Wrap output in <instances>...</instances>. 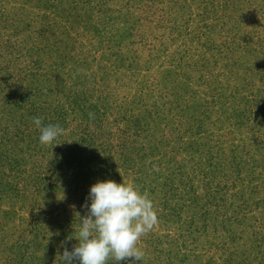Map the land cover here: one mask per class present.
<instances>
[{"label": "rangeland", "instance_id": "1", "mask_svg": "<svg viewBox=\"0 0 264 264\" xmlns=\"http://www.w3.org/2000/svg\"><path fill=\"white\" fill-rule=\"evenodd\" d=\"M101 1L108 3L104 7L108 12L101 21L95 20L104 28L96 36L76 23L85 19L67 17L61 6L0 0V264H61L68 233L73 231L75 238L77 213L85 214L81 205L97 181L85 175L80 165L70 163L76 157L85 162L82 139L87 125L84 115L70 112L69 99L85 93L86 105L102 111L104 102L94 89L118 96L133 91L128 75H122L124 70L116 73L117 65L126 67L127 62L122 63L125 52H118L117 42L111 40L123 24L134 25L132 36L145 33L146 43L158 40L165 45L157 47L162 50L153 59L152 47L134 45L135 62L141 65L135 73L139 81L135 89L143 88L140 82L154 89L149 98L160 105L156 115L162 116V126L150 140L159 148L149 151L143 138L147 134L136 125L138 118L128 122L107 114L101 117L103 125L96 124L98 135L111 147L108 164L118 171H124L120 155L129 139L127 145L138 152L135 158L155 153V171L174 182L177 195V200L161 198L162 194L152 197L134 172L121 173V183L146 194L158 218L138 241L145 255L134 264H264V116L248 115L250 110L264 115V43L260 42L264 0ZM189 18L192 21L186 25ZM174 23L182 33L191 30L190 36L175 40ZM201 33L224 51L218 54L203 47L205 38H196ZM240 48L244 56L237 52ZM179 57L187 63L174 76L171 71ZM183 80L187 92L182 91ZM59 103L64 115L56 118ZM106 103L111 111L132 106L120 98H106ZM128 110L130 117L141 115L138 108ZM198 114L201 125L194 119ZM237 114L243 120L235 118ZM34 116L42 123H57L63 133L41 144L31 120ZM240 121L248 127L239 126ZM191 130L196 131L194 137L179 144L180 131L191 135ZM78 147L74 156L72 151ZM167 151L169 160L161 154ZM170 166L173 174L172 169L166 171Z\"/></svg>", "mask_w": 264, "mask_h": 264}, {"label": "trees", "instance_id": "2", "mask_svg": "<svg viewBox=\"0 0 264 264\" xmlns=\"http://www.w3.org/2000/svg\"><path fill=\"white\" fill-rule=\"evenodd\" d=\"M38 1L39 2H48V3H50V5H52V7L61 6V7L65 8L66 12L68 11L67 17H69V18L72 15V17L74 19H79V20L85 19L82 22H76V23L81 25L84 29H88V28L92 29L93 34H96V36H97V34H99L104 29L103 27L99 28L97 26V23L95 22V20L101 21L102 14H106V12H108L106 9H104V7H106V5L108 4V3H106V1H101V0H38ZM173 2L176 5L177 1H173ZM174 4H173V6H175ZM224 4H226V5H224V7H226L227 3H224ZM127 8H128V6H127ZM40 10H41V12L44 11L42 9H40ZM78 10L80 11V13L78 12ZM74 12H78V15L77 16L74 15L73 14ZM88 12L90 14H94V15H91L92 18L91 17L86 18L84 16V14L88 13ZM189 14H190V12L187 14V17L189 16ZM96 17H99V18H96ZM106 17H108V16L106 15ZM131 17H133V16L131 15ZM186 18L183 19L184 23L187 20ZM108 19H110V18H108ZM110 21H112V20H110ZM191 21H192L191 18H189L186 25H190ZM182 24H183V21H182ZM117 25H118V23H116V26ZM238 26H239V24L237 25V27ZM173 27L176 30V31L174 30V32L176 33L175 40H176V38H178L181 35L182 36H190L189 34H190L191 30H188L187 27H186L187 29H185V26H184V29H185L184 32L185 33H182L180 31V27L178 25H176V23H174ZM133 28H134V25L131 26V25H124L123 24L121 26V28L119 27V29L114 31V33L112 34V38H111L112 42H114V43L117 42V45H115L116 50L118 52H122V51L125 52V55L123 56V58H121V59H124L122 61V63L127 62L126 67L122 64L117 65L116 73L118 70H121V71H122V69L124 70V72H122L123 73L122 75H124V73H125V75L126 74L128 75L129 80H131V82H132V84L130 86L134 85L133 91H130V93L124 94L122 96H118V95L108 94V92L105 90H104L105 92H103V90L99 91V89H97V88L94 89V92L95 91L99 92V94H100L99 98H101L102 101L104 102V104L101 105L102 106L101 108L104 109V107H106V109L108 111L107 110L103 111V109H102V111H100V109L97 106H94L91 103L89 105H86V103L88 102L87 101L88 98L86 97L85 93L79 94L78 96H76V95H74L72 97L70 96L71 98L69 99V102L71 104L70 106H72L71 107L72 110L70 112H72V114H76V115H79V114H81V116L84 115L85 116L84 123L87 125V126H84L85 127L84 129H86V135L84 136L85 138L82 139V146H84V149L86 150L85 153H87L85 155V157H86L85 162L80 160L79 157L74 158L75 154H77V151L80 148V147H78L72 151L74 153V156L72 155V158H74V160L71 159L70 163L80 165V168L83 171V173L85 175L91 174L90 178L94 177L96 179V181L112 180V181H115L117 184L121 183V178H120L121 173H127L128 171H132L136 175V180H138L141 183H145L143 185L145 187L146 186L148 187V189H149L148 194L149 195H152V197H155V196L162 194L163 196L161 198H163V197L165 198V195H166V199L173 200V199H176V197H177L176 190L173 187L174 185H172V183H174V182H170L166 178V176L163 177V174H161L160 171H159L160 173H157L155 171V168L153 167L154 163H152V161H153L152 159L156 156L155 153H149L147 155H142L141 156L142 159H141V157L139 159L135 158L138 155V152L131 145H127L129 142H131L129 139V141L128 142L126 141V144H124V147L122 148V153L120 155L121 156V162L119 165L121 168H123L124 171H118L114 167L113 164H108L109 158L111 161L112 150H111V147L106 146V145H104L105 144L104 142L103 143L101 142V138L98 135L100 132L98 131V129L96 127V124L103 125V121H102L101 117L102 118L108 117V115H110V113H111V115H113V117L115 116L114 118L117 120H124V117L128 118L127 119L128 122L130 119L132 120L135 118L134 120H136L138 118L136 120V125L138 126V129H140V131H141V132L139 131L140 133L147 134V136L143 134L144 135L143 138L147 142L146 145L150 148L149 151L155 152V150H157V152H158L159 145L156 143V141L150 142V140L155 139L156 132L158 131L159 127L162 126V116L159 117L156 115V113H158L160 110L159 109L160 105H159L157 99L153 98L155 100L152 99V101H151V99L149 98V94L155 92L154 89L145 88V86L142 85L143 82L139 83L143 88L135 89L136 85L139 82L138 79H136V77H135L136 76L135 73H137L138 71L141 70V65L139 63L135 62V58L137 57V50L134 48V45L137 43L136 45L142 46V49L143 48L149 49L150 47H152L151 50L153 51V54H152V57H150V56L149 57L153 59L155 54L157 52H159V50H160V48H157V47H162L163 43L158 42V40L153 42V45H152V43H146V42H148L149 38H148V36H146L145 33H141V32L138 33L136 36H134V35L132 36L131 32H132ZM189 29H191V28H189ZM205 35H207V34L201 33V35L196 36V38L200 37V39H201ZM244 36H248V35L244 34ZM204 38L203 39L205 41L201 43L203 45V47H205V48L207 47L208 49L210 48L212 50H215L216 52H218V54H220L222 51H224V47H223V49H221V46H219V44L215 45L211 41L207 40V39H209L208 37H204ZM155 39H157V37L150 39V41H153ZM175 40L173 42H175ZM260 42L264 43V38H262V40ZM114 43H112L113 46H114ZM164 46L165 45H163V47ZM256 47H258V45H256ZM48 48H50V47H48ZM244 48L247 51L246 46ZM237 52L241 53L242 56H244L243 55L244 52H243L242 48L237 50ZM180 58L181 57H179L177 59L176 63L173 65V69H172L171 73H173L174 76H176L178 70L182 69L183 62L186 61V63H187V60L179 61ZM164 74H165V76L168 74L166 69L164 71ZM101 77L103 79V76H101ZM90 81H91V77H90ZM117 81H118V85L122 86L119 84V83H121V79L117 80ZM175 82L177 84H179V81L176 80V77H175ZM181 83H182V91L187 92V89H186L187 85H185L186 81L183 80ZM121 84H124V82H122ZM129 87H127V88H129ZM138 90H144V91L139 92ZM76 98L81 99V102L77 103ZM106 98H109V99L120 98V100H123L126 103H127V100H129V102L132 103V106H129V104H126V107L121 106L118 109H115V107H114L113 108L114 110L111 111L112 107H110V105L106 103ZM245 102L246 101H244V103ZM135 105H136V107H135ZM245 105H247V103H245ZM248 106H250V105H248ZM133 107L138 108V111L141 114L140 117L128 116V114H127V113H129L128 109H132ZM151 111H152V113H151ZM55 112H56L55 113L56 118H61L64 115L63 114V107H61V103H59L57 105ZM250 112L251 113L248 114V115H250V118H255V117L260 118L261 116H264L261 113V111H260V113H258L259 111H257V110L256 111L250 110ZM153 113H155V114H153ZM89 114H92L91 118H90ZM159 115H160V113H159ZM156 117H159L161 119L157 118V120H156ZM82 118H84V117L82 116ZM235 118H237L239 120H243L239 117L238 114L235 115ZM194 119L197 122L199 121L198 123L201 125L202 118H201L200 114L196 115V118H194ZM241 123L242 122L240 121L239 126L241 125ZM89 124H90V126L93 125V127L88 126ZM129 125H130V128H132V125L128 124V126ZM245 126L248 127V125H246V124L241 125V127H245ZM128 129H129V127H128ZM129 131H131V129ZM101 134H103V133H101ZM195 134H196V131L193 132V130H191V135H189V131L188 132L187 131H180V133H179L180 137H179V139H177V141L179 144H181V143L185 144L189 139L193 138ZM87 137H88V139L85 140ZM138 137H141V135ZM84 141H85L86 145H83ZM194 141H195V139H194ZM188 143H191V141H189ZM180 146H186V145H180ZM166 153L167 154H163V153H161V154L166 160H169L171 157V152L167 151ZM0 157H2L1 153H0ZM3 159H5V154L3 156ZM149 161H151V164L148 163ZM167 162H168V164L170 163V161H167ZM155 163H158V162H155ZM106 164H108V166H106ZM101 166H102V168L100 169ZM170 169H172V172ZM167 170H169L171 172V174H173V172H174V169L172 168V166H170V168L166 167V171ZM57 181H59L58 178H57ZM147 181H148V183H147ZM50 186L53 187V184L51 183ZM141 187H142V185H141ZM207 199L208 198H206V200ZM166 206H167V204L163 205V210H166L165 209ZM173 208H175V210L178 209L177 201L174 203ZM167 209H169V208H167ZM162 213H164V212H162ZM77 214L82 216L83 212L79 211ZM167 214H169V213H166V215ZM169 217H171V214L169 215ZM73 229H75V228H73ZM72 234H73V231H70L68 233L70 240L67 239L66 245L69 249H71L72 246L76 244L75 243L76 240L74 241V239H71Z\"/></svg>", "mask_w": 264, "mask_h": 264}, {"label": "clouds", "instance_id": "3", "mask_svg": "<svg viewBox=\"0 0 264 264\" xmlns=\"http://www.w3.org/2000/svg\"><path fill=\"white\" fill-rule=\"evenodd\" d=\"M89 115L91 118L92 114ZM31 120L39 130L41 144L56 140L64 131L55 122L42 123L38 116ZM81 208L85 214H78L79 228L74 238L77 243L71 249L62 245L61 264L142 261L145 253L138 247V241L157 222L153 204L146 194L130 184L97 181L90 186Z\"/></svg>", "mask_w": 264, "mask_h": 264}]
</instances>
